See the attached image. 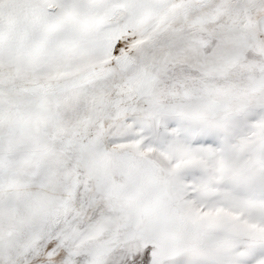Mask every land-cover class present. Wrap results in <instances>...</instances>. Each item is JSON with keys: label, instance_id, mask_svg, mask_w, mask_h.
<instances>
[{"label": "snow or ice", "instance_id": "1", "mask_svg": "<svg viewBox=\"0 0 264 264\" xmlns=\"http://www.w3.org/2000/svg\"><path fill=\"white\" fill-rule=\"evenodd\" d=\"M0 264H264V0H0Z\"/></svg>", "mask_w": 264, "mask_h": 264}]
</instances>
